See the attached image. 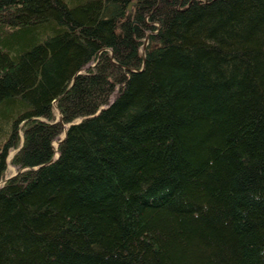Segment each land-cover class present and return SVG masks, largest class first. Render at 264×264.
I'll return each instance as SVG.
<instances>
[{"label":"trees","instance_id":"1","mask_svg":"<svg viewBox=\"0 0 264 264\" xmlns=\"http://www.w3.org/2000/svg\"><path fill=\"white\" fill-rule=\"evenodd\" d=\"M14 148L0 264H264V0H0Z\"/></svg>","mask_w":264,"mask_h":264},{"label":"rangeland","instance_id":"2","mask_svg":"<svg viewBox=\"0 0 264 264\" xmlns=\"http://www.w3.org/2000/svg\"><path fill=\"white\" fill-rule=\"evenodd\" d=\"M149 38V37H148ZM148 38L147 37H145V39H144V46L142 47V51H143V49H144V47H147V44H148ZM95 64V62H90L88 65H87V67L89 66V65H94ZM86 68V67H85ZM84 68V69H85ZM116 93H117V90L115 91V93H114V95H113V97L116 95ZM55 111H56V114L58 115L59 114V108L55 105ZM63 134H64V131L62 132V134L60 135L61 137L63 136ZM59 136V137H60ZM58 137V138H59ZM23 140V139H22ZM58 139H56L55 141H54V145L55 146H57V143H58ZM22 143V142H21ZM17 152V148H14V149H12L11 151H10V153H9V155H8V157H7V164H8V167H7V170H6V172H5V174H4V178H3V180L0 182V184H3V182H6V181H4V180H6L7 178H9V177H11V176H13V175H17L19 172H21L23 169H20L16 164H14L13 163V161H12V157L15 155V153Z\"/></svg>","mask_w":264,"mask_h":264},{"label":"water","instance_id":"3","mask_svg":"<svg viewBox=\"0 0 264 264\" xmlns=\"http://www.w3.org/2000/svg\"><path fill=\"white\" fill-rule=\"evenodd\" d=\"M143 55H144V63H145V59H146V47H144V49H143ZM86 67V66H85ZM84 67V68H85ZM83 68V69H84ZM82 70H80L79 72H81ZM78 72V73H79ZM57 120H59V121H61L62 120V113H61V111L59 110V114L57 115ZM64 125V127H65V132H64V135H63V137L59 140V142L60 141H62V140H64V138L66 137V135H67V124H63ZM58 155H59V151H58V148L56 147V154L54 155V157H53V159L51 160V161H53L54 159H56L57 157H58ZM8 179V178H7ZM1 186V185H0Z\"/></svg>","mask_w":264,"mask_h":264},{"label":"bare ground","instance_id":"4","mask_svg":"<svg viewBox=\"0 0 264 264\" xmlns=\"http://www.w3.org/2000/svg\"><path fill=\"white\" fill-rule=\"evenodd\" d=\"M54 146H55V145H54ZM55 147H56V146H55ZM55 154H56V152H55ZM13 176H14V175H13ZM11 177H12V176H11ZM11 177H9V178H11ZM9 178H8V179H9ZM6 180H7V179H6ZM6 180H4V181H6ZM4 183H5V182H3V184H4ZM0 185H2V184H0Z\"/></svg>","mask_w":264,"mask_h":264}]
</instances>
